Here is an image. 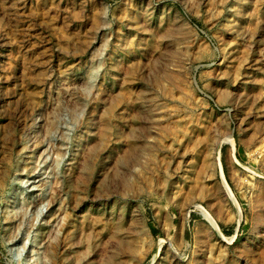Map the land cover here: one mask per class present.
<instances>
[{
	"label": "rangeland",
	"instance_id": "rangeland-1",
	"mask_svg": "<svg viewBox=\"0 0 264 264\" xmlns=\"http://www.w3.org/2000/svg\"><path fill=\"white\" fill-rule=\"evenodd\" d=\"M0 264H264V0H0Z\"/></svg>",
	"mask_w": 264,
	"mask_h": 264
}]
</instances>
